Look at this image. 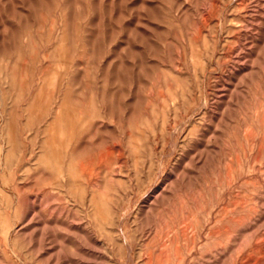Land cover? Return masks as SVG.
Segmentation results:
<instances>
[{"label":"rangeland","instance_id":"1","mask_svg":"<svg viewBox=\"0 0 264 264\" xmlns=\"http://www.w3.org/2000/svg\"><path fill=\"white\" fill-rule=\"evenodd\" d=\"M0 264H264V0H0Z\"/></svg>","mask_w":264,"mask_h":264}]
</instances>
